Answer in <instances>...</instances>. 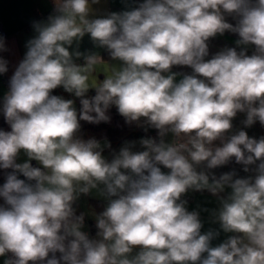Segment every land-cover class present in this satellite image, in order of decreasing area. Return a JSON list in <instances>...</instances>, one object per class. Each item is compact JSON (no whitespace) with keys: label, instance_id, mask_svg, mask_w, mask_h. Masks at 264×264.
I'll return each mask as SVG.
<instances>
[{"label":"clouds","instance_id":"obj_1","mask_svg":"<svg viewBox=\"0 0 264 264\" xmlns=\"http://www.w3.org/2000/svg\"><path fill=\"white\" fill-rule=\"evenodd\" d=\"M96 3L54 0L0 102L10 127L0 129V169H11L0 185L4 264H264V136L233 130L238 113L244 128L264 126V0H142L90 18ZM225 32L236 47L208 58L209 41ZM86 34L117 62L98 84L90 78L102 57L78 50ZM8 64L0 56V74ZM59 87L79 110L53 94ZM113 106L158 139L125 141L107 159L111 143L82 138L81 121L110 123ZM21 152L28 159L18 163ZM233 158L251 174L211 171ZM92 190L107 201L93 213L94 238L73 207ZM190 190L217 196L214 222L233 235L212 245L220 232H201L199 211L182 198Z\"/></svg>","mask_w":264,"mask_h":264},{"label":"crops","instance_id":"obj_2","mask_svg":"<svg viewBox=\"0 0 264 264\" xmlns=\"http://www.w3.org/2000/svg\"><path fill=\"white\" fill-rule=\"evenodd\" d=\"M134 1L130 0H99V3L92 4V14L90 18H98L107 15L111 12H121L126 10V6L134 5ZM54 0H0V24L5 31L6 39V46L7 51L0 52V56L6 59L8 64V72L5 74H0V102H2L3 96L6 93L7 86H6V78L11 77L15 71L16 66L18 63L23 59L27 49L26 43L29 39L35 36V32L33 29V22L36 21H46L49 15L54 14ZM230 23H235V21L231 17H227ZM239 37L230 32H225L222 36L218 35L215 38H212L209 41V57L211 58L216 52L220 51L225 47H236L235 41ZM77 45L74 43L70 51L76 49ZM78 50L82 53H89L94 52L98 53L101 57L103 52L106 50L103 48H97L93 45L90 36L85 35L83 39L79 42ZM239 51V48H237ZM254 50V46H249L248 54L251 55L252 51ZM96 66V71L93 73V76L90 78V82L93 84H98L99 80L104 79V74H110V65L116 64V61H112L111 58H103ZM78 64H83V58L75 61ZM174 72H183L190 74L191 69L186 66H174L172 69ZM179 79V77H178ZM56 90V95L62 96L65 99H75L76 104V97L73 94L67 93L64 91L62 87H59ZM93 90H95L93 88ZM244 113H238L237 116L233 119V130H245L250 137H255L259 139L261 136H264V126H262L258 121L249 128H244L242 125V121L245 119ZM0 129L5 131H9L10 127L6 123L3 114L0 113ZM143 137H154L157 138V130L148 128L145 131L141 127L135 128L129 135L120 139L115 143H111V149H107L108 151H104V156L111 160L112 158V151H118L121 146H123L125 141H139ZM105 138L99 139L103 142ZM172 139L171 134L166 137L167 141ZM219 144V142H216ZM134 150H142L140 145L137 143L136 148ZM27 156L21 152L17 162L23 163L27 160ZM31 164L34 167L40 166L36 161H31ZM251 167H255L254 165ZM235 170L240 177H244L250 175L251 173H245L243 171V166L236 164L233 160L225 166H221L217 169L211 170L215 173L218 177L222 173L230 172ZM167 171V170H165ZM230 191L228 189L225 190V193H221V196H225L227 192ZM188 198H183L187 201L186 207L189 211H199L200 219L202 221L203 227L201 229L202 233H205L209 230H216L220 232V235L216 237L211 243L213 246H216L222 243L229 235H233L231 233H224L220 230L219 223L214 222V217L212 215L214 210H218L220 207L219 200L217 196L212 195L207 190L204 191H192L190 190L187 194ZM102 199V198H99ZM104 200V199H103ZM106 205V202H105ZM93 212L90 214L93 217L91 220H95L93 213L98 214V211L95 208H92ZM85 219V226L82 230L86 229L89 226L86 225ZM96 235L93 234L92 238ZM8 256L0 257V264H4L5 259Z\"/></svg>","mask_w":264,"mask_h":264},{"label":"trees","instance_id":"obj_3","mask_svg":"<svg viewBox=\"0 0 264 264\" xmlns=\"http://www.w3.org/2000/svg\"><path fill=\"white\" fill-rule=\"evenodd\" d=\"M103 58H109V54L107 51L103 52L102 54ZM53 94L56 95V90H53ZM95 90L90 89L88 92V96H94ZM81 107L80 105V100L79 98H76V108L79 110ZM108 114L111 117L110 123H104L101 122L100 124H90L84 121H81V132L80 135L84 139H89V138H96V139H101V138H106L108 139L111 143H115L119 141L120 139L126 137L129 135L132 131L135 130L136 125H128L124 118L119 115L117 109L115 106L111 107L109 109ZM6 171H11L9 170H3L0 169V185H2L5 182V174ZM19 178L24 179L22 175L19 176ZM0 203H2V200H0ZM91 205L93 208H95L98 211V214L103 211L105 207V200L103 199H96V198H91ZM73 207L76 209V214L79 215L81 214L79 210L77 209L76 203L73 205ZM95 220H89L88 226L91 231V234H95L97 229L95 226ZM10 256V254H8ZM57 256H59V253H57Z\"/></svg>","mask_w":264,"mask_h":264},{"label":"rangeland","instance_id":"obj_4","mask_svg":"<svg viewBox=\"0 0 264 264\" xmlns=\"http://www.w3.org/2000/svg\"><path fill=\"white\" fill-rule=\"evenodd\" d=\"M72 100H74V104H75V99H72ZM75 107H76V104H75ZM105 151H108V150L105 149ZM91 198L92 199L93 198H96V199L102 198V199H104L102 196L99 195L97 190H92V192L90 194H87V195L81 194L80 197L78 198V200L75 202L79 212L85 214V219H86V222H87L86 223L87 226H88L89 220H91L93 218L90 215L93 212V209H92L93 206L91 205ZM105 202L107 203L106 200H105ZM86 229H88V227ZM86 229H84V230H86Z\"/></svg>","mask_w":264,"mask_h":264},{"label":"built area","instance_id":"obj_5","mask_svg":"<svg viewBox=\"0 0 264 264\" xmlns=\"http://www.w3.org/2000/svg\"><path fill=\"white\" fill-rule=\"evenodd\" d=\"M130 1H134L135 4H138L139 2H142V0H130ZM4 35H5V31H4V29L2 28V26L0 24V36H4ZM9 79H10V77L6 78V86H7L6 92L8 91V87H9ZM182 198H188V196L184 195ZM84 231H86L89 234V236L92 237L90 229H86Z\"/></svg>","mask_w":264,"mask_h":264}]
</instances>
